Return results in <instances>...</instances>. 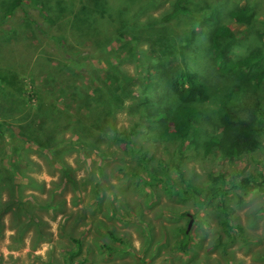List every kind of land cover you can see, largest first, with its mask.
Wrapping results in <instances>:
<instances>
[{"label": "rangeland", "instance_id": "obj_1", "mask_svg": "<svg viewBox=\"0 0 264 264\" xmlns=\"http://www.w3.org/2000/svg\"><path fill=\"white\" fill-rule=\"evenodd\" d=\"M12 1L0 0V264H264V0H180L171 19L177 0H29L8 15ZM244 7L252 20H232ZM222 26L231 60L260 53L257 84L215 68ZM172 72L208 96L183 138L163 118ZM225 107L255 122L252 152L223 128Z\"/></svg>", "mask_w": 264, "mask_h": 264}, {"label": "trees", "instance_id": "obj_2", "mask_svg": "<svg viewBox=\"0 0 264 264\" xmlns=\"http://www.w3.org/2000/svg\"><path fill=\"white\" fill-rule=\"evenodd\" d=\"M180 0L174 2L171 13L167 15V19H171L179 13L186 12V9L180 6ZM29 0H13L6 12L8 15L21 3H28ZM232 20L241 23H249L252 20V12L249 8H240L229 13ZM228 28L225 26L218 27L214 30L211 37V58L215 68L222 73H231L242 82H252L257 84L263 77L261 61L262 57L259 52H252L247 56L231 60L228 56L227 49L217 41L222 37L227 36ZM167 83L170 90L173 92L177 105L173 108L167 116H164L165 123L171 124V131L169 132L174 138H183L187 135L189 129L198 120L199 113L196 111L194 105L205 103L207 101V94L199 92L201 84L193 73L176 72L169 73ZM222 126L224 129H232L235 133L234 141L242 147L245 152H252L259 142L255 139L256 124L253 121H243L238 119L228 107H225L224 115L222 117ZM130 132L120 134L115 137L118 145L123 146L125 150L129 149L128 140ZM256 179L253 176H247L240 179L234 184L233 188L242 189ZM169 187H167L168 189ZM171 190V188H170ZM177 193V192H176ZM188 240V234L182 232V241L178 248L181 251L185 250V245ZM76 245L77 240H74Z\"/></svg>", "mask_w": 264, "mask_h": 264}, {"label": "water", "instance_id": "obj_3", "mask_svg": "<svg viewBox=\"0 0 264 264\" xmlns=\"http://www.w3.org/2000/svg\"><path fill=\"white\" fill-rule=\"evenodd\" d=\"M191 222H192V220L189 219V221H188V223H187V225H186V230L184 231L185 233H187V231L189 230L190 225H191Z\"/></svg>", "mask_w": 264, "mask_h": 264}]
</instances>
